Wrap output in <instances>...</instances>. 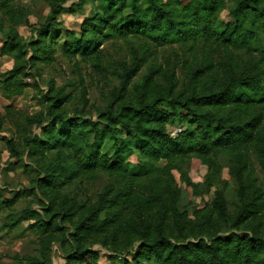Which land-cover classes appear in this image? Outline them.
<instances>
[{
  "label": "trees",
  "instance_id": "obj_1",
  "mask_svg": "<svg viewBox=\"0 0 264 264\" xmlns=\"http://www.w3.org/2000/svg\"><path fill=\"white\" fill-rule=\"evenodd\" d=\"M41 1L50 11L35 23L23 3L0 0V51L14 58L4 85L12 95L30 86L29 75H41L38 63L54 60L60 15L76 12L70 0ZM92 1L105 9L85 17L80 32L67 29L63 48L118 81L98 119L71 116V94L51 80L42 109L26 117L22 142L1 138L13 165L26 153L36 172L24 192L38 208L6 224L32 220L39 255H24V264H52L55 244L66 264H100L96 245L111 259L135 250V264H264V180L256 166L264 173V0ZM118 39L128 54L108 59L104 43ZM173 45L183 55L176 49L160 61L159 48ZM176 122L185 128L174 135L168 125ZM32 126L42 134L28 133ZM136 151L139 162L130 160ZM202 164L207 173L195 182L189 170ZM224 168L238 181L232 202ZM212 188L203 207L183 204L185 193ZM4 191L0 209H12L22 193L7 198Z\"/></svg>",
  "mask_w": 264,
  "mask_h": 264
},
{
  "label": "rangeland",
  "instance_id": "obj_2",
  "mask_svg": "<svg viewBox=\"0 0 264 264\" xmlns=\"http://www.w3.org/2000/svg\"><path fill=\"white\" fill-rule=\"evenodd\" d=\"M29 7L31 11L30 20L35 23L42 22L49 14L50 8L47 3L41 0H16ZM146 4V1H143ZM74 6L76 12L63 13L60 15V37L56 47L55 58L51 63H38V69L41 75H36V70H32L36 75H29L25 80L30 83V86L25 89L21 95L9 94L4 85L5 74L11 69L13 64V56L3 55L0 51V117L4 119L2 129H0V187L4 188V195L11 198L17 191L22 193V196L16 201L12 209H0V264H24V255H39L37 238L38 234L30 225L32 220H24L19 226L9 228L6 226L13 218H17L21 210L25 208L35 209L38 204L34 196L28 195L24 192L25 188L31 186L30 180L36 172L33 170V163L25 153L21 156L19 163L12 164L14 158L10 156V152L1 139L3 137H14L22 142L23 130L22 126L25 124L26 117L38 113L43 107V94L48 91L50 81H55V86H65L66 92L71 94V102L69 109L71 116L79 111V118L97 120L98 109L106 105L105 93L118 81L113 75L110 79L103 77L91 63L81 60L80 56L76 58L68 57L64 51L63 43L67 40V29L81 31V25L85 17L91 15L95 11H103L105 5L101 2H94L92 0H70L66 6ZM229 10L225 9L220 18L224 22L230 19L228 15ZM20 33L30 38L33 34L25 25L19 26ZM4 38L0 34V50L3 45ZM136 43V42H135ZM104 48L106 50V57L111 60L120 59L128 54V45L122 39L113 42H105ZM178 50L176 45L159 48V57L161 61L163 57L171 55L173 50ZM179 56L183 54L178 50ZM145 70L141 71L143 74ZM87 89L88 105L85 107L81 96L83 94L82 88ZM185 126L180 123H172L168 125V130L171 134H177ZM32 135L42 134V130L38 126L30 127ZM108 152H111V143L106 146ZM141 156L139 152H135L130 160L139 162ZM257 166V172L261 180H264V173L261 168ZM176 179L185 190V184L181 181L180 175L177 171L174 172ZM191 178L195 182H203L204 176L207 173V165H200L197 169L189 170ZM222 177L227 180L228 187L226 189V196L230 202L236 198V189L238 181L232 175L228 168H224ZM102 182H96L89 187L87 193L92 195L99 191ZM215 188H212L204 196L189 197L185 193L183 197V204L191 202L190 210L194 208L203 207L207 202L214 199ZM18 214V215H17ZM96 249L100 252V264H135L133 261V254L116 256L110 258L109 251L100 245H96ZM52 264H66L65 255L58 244L53 247ZM148 264V263H146ZM154 264V263H150Z\"/></svg>",
  "mask_w": 264,
  "mask_h": 264
}]
</instances>
